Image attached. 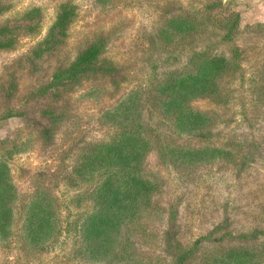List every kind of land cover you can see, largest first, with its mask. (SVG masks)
I'll return each mask as SVG.
<instances>
[{
	"label": "rangeland",
	"instance_id": "rangeland-1",
	"mask_svg": "<svg viewBox=\"0 0 264 264\" xmlns=\"http://www.w3.org/2000/svg\"><path fill=\"white\" fill-rule=\"evenodd\" d=\"M4 1L10 9L0 24L7 21L11 27L24 28L33 22L34 28L32 33L17 30L13 41L7 39L10 46L0 49V115L9 109L17 113L1 121L0 156L10 146L25 144L27 149L11 161L20 193L18 215L34 192L33 185L42 179L56 194L64 230L35 250L20 239L18 227L6 242L0 236V264H118L90 261L76 252L78 188L70 182L79 147L104 136L101 111L132 90L143 91L146 120L154 127L155 148L148 153L145 168L160 182L153 195V214L142 220L144 234L137 238V252L149 264H175L180 249L193 248L186 264H211L204 261L206 251L239 244L245 240L241 232L248 235L264 226V103L257 98L264 80V9L258 0H114L106 6L96 0ZM63 2L75 6L76 19L65 29L62 43L36 60L32 51L39 44L62 35L49 32ZM185 12L199 20L209 15L208 30L181 42L166 34L158 37L162 28L175 31L168 19ZM236 13L234 40H220L222 23ZM100 36L106 38L104 63L112 64L114 74L39 92L56 70L68 66ZM205 42L229 58L237 52L241 68L225 85L226 101L216 104L203 98L194 104L212 116L209 137L200 139L178 135L160 117L155 86L166 74L184 70L189 52ZM49 128L51 142L46 144L42 137ZM166 141L194 146L233 142L251 161L245 167L236 161L179 169L161 161L158 146Z\"/></svg>",
	"mask_w": 264,
	"mask_h": 264
},
{
	"label": "trees",
	"instance_id": "trees-1",
	"mask_svg": "<svg viewBox=\"0 0 264 264\" xmlns=\"http://www.w3.org/2000/svg\"><path fill=\"white\" fill-rule=\"evenodd\" d=\"M96 2L100 6H106L114 0ZM66 8L69 9L65 11ZM9 9L10 4L0 0V17ZM36 11L39 12L37 9ZM232 16L233 19L222 23L223 30L217 33V36L221 35L220 40H234L239 14ZM75 17L74 5L67 2L59 5L56 21L49 33L52 35L58 30L62 35L52 39L47 37V40L39 44L32 51L36 60L45 50H51L62 43L65 29ZM209 21V15H202L200 20L189 12L173 15L167 22L176 27L175 31L162 28L158 31V37L166 34L167 37H175L181 42L193 38L198 31H207ZM33 28V22L24 28L21 25L11 27L7 21L0 24V49L10 46L9 41L14 40L17 30L27 29L26 32L32 33ZM105 41V37H97L73 62L56 70L50 82L40 88L39 92L45 94L66 88L87 77L114 74L115 68L112 64L104 63L106 60L102 57ZM238 57L237 52L232 58L220 55L206 42L192 49L185 69L177 74H166L155 86L160 117L168 121L178 135L200 139L209 137L212 116L196 108L194 104L203 98L211 99L216 104L226 101L225 85L233 73L241 68ZM259 91L258 101L264 103V80L259 84ZM142 92L132 90L101 111L99 120L106 128L104 136L95 142L83 144L77 150L70 182L78 188L75 195V205L79 207L76 252L90 261L149 264L137 252L136 243L137 238L144 234L143 218L153 214V195L160 182L145 168L147 155L155 146L152 138L154 127L146 120V101ZM16 114L14 109L6 110L0 115V124L2 120ZM50 131L49 128L48 133L42 137L46 144L51 142V136L47 137ZM24 145L10 146L0 156V236L6 242L18 227L20 239L30 249L35 250L50 244L61 235L64 221L56 202V194L42 179H38L33 185L34 192L18 215L20 193L11 161L14 154L27 149ZM238 147L233 142L214 144L212 141L198 146L166 141L158 146L163 164L179 169L236 161H241L245 167L251 157ZM240 235L245 237L243 242L225 248L221 246L220 252L206 251L204 261L211 264H264V226L255 228L248 235L243 232ZM193 250L180 249L175 255V264L188 263L193 257Z\"/></svg>",
	"mask_w": 264,
	"mask_h": 264
},
{
	"label": "crops",
	"instance_id": "crops-1",
	"mask_svg": "<svg viewBox=\"0 0 264 264\" xmlns=\"http://www.w3.org/2000/svg\"><path fill=\"white\" fill-rule=\"evenodd\" d=\"M260 2V7L264 9V0H258V3Z\"/></svg>",
	"mask_w": 264,
	"mask_h": 264
}]
</instances>
